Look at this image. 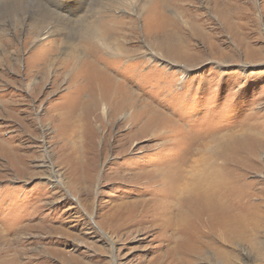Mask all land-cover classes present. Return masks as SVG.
<instances>
[{"label":"rangeland","instance_id":"obj_1","mask_svg":"<svg viewBox=\"0 0 264 264\" xmlns=\"http://www.w3.org/2000/svg\"><path fill=\"white\" fill-rule=\"evenodd\" d=\"M96 55L126 109L65 135ZM212 164L263 221L196 264H264V0H0V264H160L157 212Z\"/></svg>","mask_w":264,"mask_h":264},{"label":"bare ground","instance_id":"obj_2","mask_svg":"<svg viewBox=\"0 0 264 264\" xmlns=\"http://www.w3.org/2000/svg\"><path fill=\"white\" fill-rule=\"evenodd\" d=\"M93 15H95L94 11H93ZM233 18H234V16H233ZM95 23L96 22H94V23L90 22V24L86 27V29L87 28L91 29L89 31V33L94 35L93 39L95 40V42L97 44H100V46L103 47V49L104 48H106V49L109 48L110 49V47H112V46H110L105 41V39L101 36L99 27ZM113 23H115V22H113ZM234 29H235V27H234ZM226 32H227V30H226ZM227 33H229V32H227ZM40 57H41V59L43 58L44 60L45 59L47 60L48 52L47 51L42 52L39 55V58ZM101 62H102V58L99 59V56L96 55L95 56V61H92L89 64V66L86 67L84 73L82 75L78 76L79 77V85H81L80 83L85 84L82 87L83 89L80 88V90H84L85 86H87L86 90L90 91V92H88L89 93V98H88V101H87V103L85 105L86 107L81 108L79 106V103H78L77 105L73 106V108H72V109H75L72 112L73 116H70V114H71L70 112L65 113L64 112L65 108H60L58 110V113L56 115H54L56 117V119H57L56 123H58V122L61 123V127H62V130L65 131L64 132L65 135H69L71 137H74L78 132H81L82 135L84 134L85 131L88 132V130L85 129V126H87V128L89 129L90 127H93V123L94 122L98 123V121H100L103 118V116L102 117L100 116V110H103V115L105 117L106 116H110V117L114 118L117 115L115 111L118 110V112H122V111H125V109H126V106H124V108L120 107L119 109H117L116 107L111 108L110 103H112L114 100L117 99V97H119L118 96V92H117V89L119 88V85L117 86L114 83L111 86L110 84H108V83L106 84V82H103L104 77L106 75H108V69L106 67L105 68L99 67L98 64L101 63ZM43 66H44V64H43ZM36 68L41 73H43L42 68H39V67H36ZM83 82H85V83H83ZM109 82H110V78H109ZM76 90H77V88H76ZM76 93H78V92H76ZM112 109H114V110L112 111ZM62 113L66 114L68 116H65ZM131 121H133V120H131ZM68 123H69V127H66ZM63 124H64V127H63ZM90 130H92V129H90ZM88 133L91 134V132H88ZM61 134H63V133L61 132ZM58 135H59V138H60V134H58ZM89 137H90V135H89ZM67 140H68V138H67ZM91 141L93 142V139H91V140L88 139L86 144H89ZM90 152H92V151H90ZM97 162H99V161H97ZM90 164H91V162L89 163V165ZM165 164H167V163H165ZM214 165L215 164H212L211 167H209V171L207 173L198 174L199 178L196 179V181H194L191 185H186L185 184L184 186L180 187V190H179L178 194H176L177 192L175 194L171 193V192L170 193L168 192L169 194L166 196V200H165L166 202H163L165 204L166 203H168V204L166 205V207H163V208L161 207L162 209H160V207H158L160 210L157 213H159L160 216H161V214L164 215V216H161L159 218V220L163 223L161 229L162 230L163 229L166 230L165 231L166 233L162 234V239H164V237L167 239V240H165V239L164 240L166 242H168L167 247H169V249L167 251V255H165L164 259H162L163 261L160 264H196V259H199L200 255L204 252V250L206 248L207 249L214 248V241L217 240V239L218 240L220 239L221 242L223 244H225V245H229V244L233 245V244H235V240H238L239 241L238 242V246L239 247H243L244 244L241 243L242 239L246 238L247 233L249 231L250 232L256 231L255 228L259 227L258 225L263 221V215L260 213L259 208H258L257 205H251L249 203L247 205H245V204L242 203V201H241L242 198L241 197H233L232 193L231 194L229 192L225 193L226 191L223 192L224 188H227V187H225L224 182L221 181V179L219 178L218 170L216 171ZM173 167L174 166H172L171 168L175 169ZM165 169H167V168H165ZM175 170H177V169H175ZM186 170H187V168H186ZM164 171H166V170H163V172ZM183 171L184 170L182 168V172ZM219 171H220V169H219ZM180 172L181 171H179V173ZM151 173H153V171ZM140 175H141V173H140ZM154 175L159 177V174H157V173H154ZM166 175H168V174H166ZM196 175H197V173H196ZM179 176L181 177V175H179ZM149 177H151V176H149ZM152 177H154V176H152ZM177 179H176V181H177ZM88 180H87V182H88ZM139 181L140 180H138V182ZM172 181H173V179H172ZM154 183H155V186L159 185V183H160L159 178L158 179L156 178V180H154ZM176 183H174L175 184L174 186H178ZM145 184L147 185L149 183H145ZM149 185H151V183ZM171 186H173V185H171ZM142 187L145 188L144 186H142ZM158 190L160 191L161 189H158ZM167 190H169V189H167ZM159 191H157V192H159ZM234 192H235V190H234ZM153 196H155V195H153ZM156 196H157V194H156ZM245 198H246V195H245ZM175 199H177L176 200L177 202L175 201L176 204H174V208L172 209V207H170L172 205L171 201H173ZM157 200H158L159 203H161L160 199H157ZM243 200H244V197H243ZM161 201H162V199H161ZM132 205H134V204H132ZM164 205H161V206H164ZM146 207H148V206H146ZM143 209H146V208L143 207ZM148 211H150V210H148ZM154 213H155V211H154ZM152 214H153V212H152ZM168 214H169V216H168ZM140 215H142V214H140ZM157 216H159V215H157ZM123 217H124V215H123ZM162 217H163V220H162ZM117 220L119 221V219H117ZM155 222H156V220H155ZM250 227H251V229H250ZM154 229H156V228H154ZM122 230H120V231H122ZM114 231H116V230H114ZM159 232H161V231H159ZM121 234H122V232H121ZM130 237H131V235H130ZM247 238H250V237H247ZM155 239H156V237H155ZM124 249H126V248H124ZM118 250H120V249H118ZM217 250L222 252V257H223L222 261L219 264H234V262H231V259H230V256H229L230 253L227 254V252L225 250L222 251V250H220L218 248H217ZM118 262H119V259H118V256H116V253H115L113 255V264H118Z\"/></svg>","mask_w":264,"mask_h":264}]
</instances>
